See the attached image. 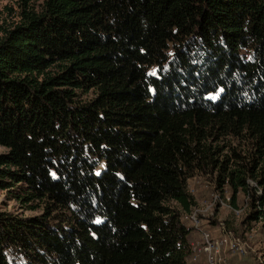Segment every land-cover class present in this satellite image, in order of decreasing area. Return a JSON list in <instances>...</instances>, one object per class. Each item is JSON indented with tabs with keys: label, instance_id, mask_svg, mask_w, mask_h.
<instances>
[{
	"label": "trees",
	"instance_id": "1",
	"mask_svg": "<svg viewBox=\"0 0 264 264\" xmlns=\"http://www.w3.org/2000/svg\"><path fill=\"white\" fill-rule=\"evenodd\" d=\"M8 1L0 264H187L196 170L264 222V0Z\"/></svg>",
	"mask_w": 264,
	"mask_h": 264
},
{
	"label": "built area",
	"instance_id": "2",
	"mask_svg": "<svg viewBox=\"0 0 264 264\" xmlns=\"http://www.w3.org/2000/svg\"><path fill=\"white\" fill-rule=\"evenodd\" d=\"M194 182L200 183L197 176L189 179V190L193 195H197L198 188ZM249 184L254 188L256 196L262 195V189L257 183L249 180ZM210 198L204 204H196L192 207L187 218L193 228L200 234V238L191 243V254L187 264H230L233 258H245L253 255L257 264H264V240L262 246L256 248L253 245L254 239L259 235L254 228L250 231L239 234L227 226L224 220L212 224L210 217L214 216V211L222 205L229 206L235 215H240L248 210L249 199L243 206H233L214 184ZM258 207L264 213V204L257 202Z\"/></svg>",
	"mask_w": 264,
	"mask_h": 264
},
{
	"label": "rangeland",
	"instance_id": "3",
	"mask_svg": "<svg viewBox=\"0 0 264 264\" xmlns=\"http://www.w3.org/2000/svg\"><path fill=\"white\" fill-rule=\"evenodd\" d=\"M10 5H14V3L8 0H3L0 2V24L4 19L10 20L12 18L6 9V7ZM3 151H5V149L2 146H0V152ZM194 176H197V179L200 182L197 184L194 182V185L198 188V193L196 195L197 203L204 204L210 198L211 192L213 191L212 189L213 185L215 184L217 186L215 174L196 170L195 174L192 177ZM220 192L221 194H223V196H225V198H227V200L230 201V203L233 206H243L246 200L249 199L248 194H246L244 191H240L236 197V205H234L232 203L231 189H226L225 191L220 189ZM0 209L17 210L20 211L21 213L25 212L24 210H21L19 208V205L15 200L8 199L5 191H0ZM36 213L38 212L26 211L24 214L32 215ZM245 218L246 216L244 213L240 215L237 214L235 215V213L229 206L222 205L215 209L214 216L210 217V221L212 224H215L218 222V219L224 220L229 228L235 230L239 234H244L250 231L252 228H254L259 235L254 239L253 245L256 248H260L262 246L261 241L262 239L264 240V222L254 221L249 223ZM236 261H238L240 264H257L256 259L253 255L247 256L245 258H238V260L236 259Z\"/></svg>",
	"mask_w": 264,
	"mask_h": 264
},
{
	"label": "crops",
	"instance_id": "4",
	"mask_svg": "<svg viewBox=\"0 0 264 264\" xmlns=\"http://www.w3.org/2000/svg\"><path fill=\"white\" fill-rule=\"evenodd\" d=\"M199 235V234H198ZM200 238V235L198 236V238H196V239H194L193 241H195V240H197V239H199ZM236 259L238 260V258H233L232 260H231V263L230 264H240L238 261H236Z\"/></svg>",
	"mask_w": 264,
	"mask_h": 264
}]
</instances>
